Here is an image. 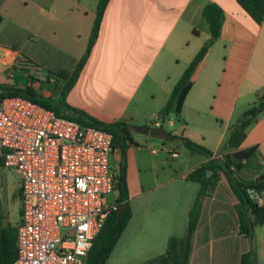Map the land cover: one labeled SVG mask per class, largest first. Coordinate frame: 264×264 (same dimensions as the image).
<instances>
[{
	"label": "crops",
	"instance_id": "crops-1",
	"mask_svg": "<svg viewBox=\"0 0 264 264\" xmlns=\"http://www.w3.org/2000/svg\"><path fill=\"white\" fill-rule=\"evenodd\" d=\"M46 2L37 0L35 8L29 10V0H0V85L25 87L13 83L10 78H16L14 72L17 70L31 68L34 53L30 43L33 37L45 34L48 12H54L55 18L60 16L59 19L65 16L77 29L78 16L73 0L59 1L58 4L47 2L49 11L46 10ZM210 2L220 5L224 12L221 33L209 48L196 80L186 94L178 122L187 125L188 119L193 118L190 112L200 114L203 109L201 103L211 98L207 115L214 117L215 122L219 121L220 130L214 149L220 148L223 140L225 145L222 151H211L210 156L192 153L198 155L194 166L185 169L179 167V171H174L172 175H157L151 184L149 176L142 174L137 161H130L131 147L138 146L130 133L136 143L126 151V183L131 217L118 240L124 239L126 253L132 248H137L139 253H150L139 260H144L142 263L137 264H158L149 262L165 253L169 237L184 235L189 211L199 191L191 192L190 183L197 182L187 180L188 173L200 164H218L225 153L232 151L226 145L232 127L241 119L250 103L257 96L264 95V19L256 24L236 0H108L89 57L65 96L69 105L105 122L154 125L172 88L210 36L209 29L206 30L199 16H202L205 4ZM74 3L79 5V0H74ZM185 3H189V6ZM6 18L9 22L5 24ZM178 19L188 23L194 20L199 22L202 29H192L195 39L176 28ZM184 38H188L187 41ZM190 41H194L191 48ZM221 50L223 69L217 74L220 60L213 59ZM171 61L176 66L171 73L165 74L166 77L160 78V73L168 68ZM152 70L157 71L152 73ZM147 74L157 87V96L154 92L150 93L151 99H156V109L152 111L140 109V93L137 96ZM36 82L30 80L29 86L39 93ZM211 82L214 86H211ZM63 84L64 80H59L55 93L49 90V95L40 94L57 97ZM150 114L154 118L151 121ZM261 115L246 127L239 146L240 149L254 147L251 156L243 160L241 168L236 171L237 177L246 180L264 174V114ZM173 135L186 137L188 133ZM156 150L152 149L151 152L156 153ZM119 161L120 150L113 147L109 163L115 171ZM173 164L176 166L178 161ZM133 172H136L135 178ZM212 173L211 170L208 177ZM234 176L223 168L219 169L215 175V186L201 197L188 264H240L241 255L252 248L256 254L252 264H264V216L262 223L253 225L252 236L241 232L235 210L238 199L232 189ZM166 185H171V188L166 192L157 191ZM154 191L158 193L153 195ZM112 193L113 200L108 204L114 203L116 192ZM132 200H135V205ZM20 210L21 198L16 223ZM248 215L252 222L251 211Z\"/></svg>",
	"mask_w": 264,
	"mask_h": 264
},
{
	"label": "built area",
	"instance_id": "built-area-1",
	"mask_svg": "<svg viewBox=\"0 0 264 264\" xmlns=\"http://www.w3.org/2000/svg\"><path fill=\"white\" fill-rule=\"evenodd\" d=\"M160 124L156 116L154 125ZM112 149V134L103 129L22 96L0 99L1 164L15 170L21 190L12 264H86L113 207L105 203L116 181ZM247 193L264 210V189Z\"/></svg>",
	"mask_w": 264,
	"mask_h": 264
},
{
	"label": "trees",
	"instance_id": "trees-1",
	"mask_svg": "<svg viewBox=\"0 0 264 264\" xmlns=\"http://www.w3.org/2000/svg\"><path fill=\"white\" fill-rule=\"evenodd\" d=\"M107 2L108 0H98L96 6V16L92 24L87 46L74 68L68 73H62L59 71L52 73L48 71L46 76V81L48 83V77L52 75L55 76V82L64 80L62 89L57 97L45 96L37 93L29 85H26L24 88H15L5 84L0 85V88H9L7 91H0V99L6 96H22L53 110L57 115H62L83 125L103 129L112 134L113 147H117L120 150V161L116 168V181L113 188V191L116 192V197L113 207L109 209L106 218L92 241L91 248L87 254L86 264H107V260L111 252L113 251L121 233L125 229L131 217V208L128 200V188L126 183V151L130 145H136V143L130 137L131 132L127 128V123L123 121H102L80 108L69 105L65 101L66 93L75 83L83 65L89 57L92 45L98 35L101 18ZM236 2L256 24H260L263 21L264 0H236ZM202 16L208 25L210 36L191 58L188 66L185 68L180 78L172 88L166 104L159 111L158 117L162 122H165L170 115H173L174 118L179 121V114L181 112L186 94L196 80L209 48L220 36L224 19V12L220 5L214 2L205 4L202 9ZM261 114H264V95L257 96L251 106L243 112L240 119L243 121L241 128H237L235 125L232 127L230 139L226 143L232 151L225 153L222 156L220 163L200 164L195 166L188 173L186 179L197 182L200 187L193 206L189 211L185 233L181 237H169L165 253L154 258L149 263L188 264L192 250V238L198 222L200 199L215 186V175L221 168H223L228 174L235 175L232 189L238 199V203L235 205V210L238 214L241 232L246 236L251 235L250 220L248 215L250 211L253 216L251 219L253 225L262 223L264 210L263 208L256 206L251 201L247 190L249 188L255 189L256 191L263 190L264 174L253 180H246L236 176V171L241 168L242 161L249 158L254 151L253 146L245 149L239 148L245 136V129L248 125L254 123ZM167 137L182 139L184 146L191 153H201L207 156L212 154L210 150L196 144L187 137H178L171 135L170 133L167 134ZM1 163L2 161L0 159V166L3 167V164ZM206 169L213 171L210 177H206ZM19 193L21 197L20 189ZM15 254V226L4 224L3 216L0 213V264H12ZM255 257L256 254L254 248H252L241 255L240 264H252L255 261Z\"/></svg>",
	"mask_w": 264,
	"mask_h": 264
},
{
	"label": "rangeland",
	"instance_id": "rangeland-1",
	"mask_svg": "<svg viewBox=\"0 0 264 264\" xmlns=\"http://www.w3.org/2000/svg\"><path fill=\"white\" fill-rule=\"evenodd\" d=\"M34 1L36 2L37 0H29V10H33L35 8ZM46 1L48 3L53 2L54 4H58L59 1L63 3L64 1L66 2V0ZM47 2L46 10L49 11V5ZM97 3L98 0H79V5H76L73 0V6L77 9L76 16H78L77 29L75 25H72V23L65 19V16L59 19L60 16L55 18L54 12V15H52L53 13L49 14L48 12L47 30L45 31V34L42 36L33 37L34 39L30 43V48L34 53L32 54L33 64L30 66L31 70H17L14 72L17 75L16 78H10V81L26 86L29 85L30 80L34 82L37 80L38 82H36V89L39 91V93L49 95V90H52L53 93H55V88L58 81L48 83L46 81L48 71L52 73H56L58 71L62 73H68L74 68L80 55L85 49L87 39L90 37L92 24L96 16ZM186 6H189V3H187ZM199 16L200 20L205 24L204 26L207 30V23H205V20L201 15ZM7 22H9V19L6 18L5 24ZM193 27L202 29L197 20H194L192 23H188L182 19H178L176 28L193 38ZM5 37L11 38L12 36ZM187 39L188 38H184L185 41H187ZM192 42L194 41H190L189 48L192 47ZM221 55L222 50L217 52L215 58L213 59H219L221 61L218 62L219 68L217 70V74H219L223 69V62L220 58ZM110 61L112 62V60ZM171 62H169V64L167 63L169 65L167 66L168 68L160 73V78L166 77L165 74L171 73V69L176 66L173 61ZM182 63L183 61L181 60L180 64L182 65ZM105 71L106 68H104L103 72ZM156 71L157 70H152V73H155ZM150 74H147L143 79L137 94L138 96L140 93L141 96V101L139 104L142 106V108L140 109L148 111L156 109V99L152 100L150 93L154 92L157 96V87L156 84L152 83ZM212 85L214 86V83L211 82V86ZM210 97H212V95ZM251 104L252 102L250 103V106ZM135 105L137 106V102H135ZM201 105L203 106V109H201L202 111H200V114H194V112H190L193 118L188 119L187 125L178 122L173 115H170L163 124L164 128L171 135L174 133L178 135L182 133H188L186 136L187 138L191 139L196 144L209 149L210 151H222V147L225 145V140L221 142L220 148H216L217 150L214 149L218 141L220 130L219 121L217 123L215 122L214 117H209L207 115V112L211 107V98H209L207 102L203 101ZM148 116L150 121L154 119L151 114ZM240 122L241 120H239L235 126ZM131 133L138 146L131 147L132 149L129 151L130 161H137L142 174L149 176L151 184L154 183L157 175H172L174 171H179V167L182 169L192 167L197 161L198 155H193L190 151H188V149L183 145L182 141H180L178 138L176 140L168 137L159 139L133 131H131ZM226 140H228V138H226ZM152 149H157L156 153H152ZM172 152L176 153L175 157H172ZM177 161L178 164L174 166L173 163ZM135 173L136 172H133V175ZM19 185V176L13 168L5 166L0 167V213L3 216L4 224H10L11 226H14L16 223L17 211L20 205ZM190 186L191 192L199 189L197 183H190ZM169 188H171V185H166L157 191L166 192L169 190ZM157 191H154L153 195L157 194ZM112 200L113 193H110L106 199V205ZM132 203L135 205V200H132ZM123 240H118L107 260V264L142 263L144 260H139L150 255V253L146 252L139 253L137 248H132L126 253Z\"/></svg>",
	"mask_w": 264,
	"mask_h": 264
},
{
	"label": "water",
	"instance_id": "water-1",
	"mask_svg": "<svg viewBox=\"0 0 264 264\" xmlns=\"http://www.w3.org/2000/svg\"><path fill=\"white\" fill-rule=\"evenodd\" d=\"M8 89L9 88H7V87H2V88H0V91H7ZM242 123H243V121L241 120V122L238 125H236V127L241 128ZM127 128L130 131L145 134V135H148L149 137L159 138V139L165 138V136H167V134H168V132L164 128L163 124L155 126V125H150V124L128 123ZM228 141H229V139H228ZM210 171H211L210 169H206L205 172H206L207 177L210 175ZM250 228H251V236H252V233H253L252 222H250Z\"/></svg>",
	"mask_w": 264,
	"mask_h": 264
}]
</instances>
